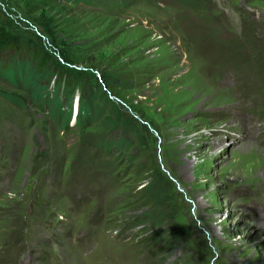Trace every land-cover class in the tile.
<instances>
[{"label": "rangeland", "instance_id": "obj_1", "mask_svg": "<svg viewBox=\"0 0 264 264\" xmlns=\"http://www.w3.org/2000/svg\"><path fill=\"white\" fill-rule=\"evenodd\" d=\"M41 7L117 82L75 123L79 79L60 125L0 78V264H264V0H0V23Z\"/></svg>", "mask_w": 264, "mask_h": 264}, {"label": "trees", "instance_id": "obj_2", "mask_svg": "<svg viewBox=\"0 0 264 264\" xmlns=\"http://www.w3.org/2000/svg\"><path fill=\"white\" fill-rule=\"evenodd\" d=\"M34 1L40 5L45 0ZM40 9V14L29 18L37 30L27 31V36L0 23V78L14 88L23 89L33 102L50 105L51 113L60 125L69 124L79 79H85L79 87L78 108L74 116L75 123H79L92 112L94 101L104 99L107 90L115 87L117 79L103 72L93 74V59L86 54L76 58L68 42L56 38L54 19L44 12L43 7ZM78 63L86 67L76 71L72 66ZM4 96L12 103L22 104L13 94L5 93ZM62 99L70 102V111L63 109Z\"/></svg>", "mask_w": 264, "mask_h": 264}, {"label": "bare ground", "instance_id": "obj_3", "mask_svg": "<svg viewBox=\"0 0 264 264\" xmlns=\"http://www.w3.org/2000/svg\"><path fill=\"white\" fill-rule=\"evenodd\" d=\"M262 182H264V181H262ZM261 214V213H260ZM260 219H262L263 221H264V216H261V218ZM259 224V226L261 225L260 223H258ZM261 228H259V231H258V233H256V234H258V235H263L264 234V227L263 226H260ZM257 236V235H256ZM254 238V237H253ZM260 238V237H259ZM262 241V240H261ZM263 241H264V239H263ZM262 244H264V243H262ZM242 246V245H241ZM230 250H231V248H228V249H225V251H228V252H230ZM238 252V251H237ZM238 254H241V251L238 253ZM258 255V254H257ZM220 256V255H219ZM230 258V257H229ZM251 259L252 260H255V259H257V257L254 255V256H252L251 257Z\"/></svg>", "mask_w": 264, "mask_h": 264}, {"label": "clouds", "instance_id": "obj_4", "mask_svg": "<svg viewBox=\"0 0 264 264\" xmlns=\"http://www.w3.org/2000/svg\"><path fill=\"white\" fill-rule=\"evenodd\" d=\"M76 109H77V105H76ZM77 112V111H76Z\"/></svg>", "mask_w": 264, "mask_h": 264}, {"label": "water", "instance_id": "obj_5", "mask_svg": "<svg viewBox=\"0 0 264 264\" xmlns=\"http://www.w3.org/2000/svg\"><path fill=\"white\" fill-rule=\"evenodd\" d=\"M77 108H78V105H77Z\"/></svg>", "mask_w": 264, "mask_h": 264}]
</instances>
